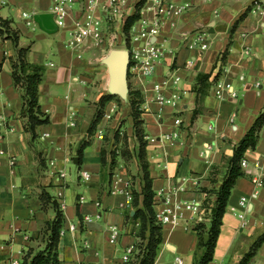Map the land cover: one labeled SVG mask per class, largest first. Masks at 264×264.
<instances>
[{"label": "crops", "instance_id": "0c3cea01", "mask_svg": "<svg viewBox=\"0 0 264 264\" xmlns=\"http://www.w3.org/2000/svg\"><path fill=\"white\" fill-rule=\"evenodd\" d=\"M55 1L0 0V18L10 21L19 48L29 49L28 62L44 68L39 105L49 117V124L36 128L34 137L28 132L22 116L23 90L12 79L16 49L8 34L0 35V264H21L29 250L45 248L47 225L56 217L54 203L63 216V229L76 227L59 236V264H135L136 254L128 263L123 256L141 242L139 221L132 219L142 207V197L134 203V194L142 190L139 141L133 124H118L120 113L104 117L115 100L105 105L90 130L101 98L109 95L108 70L102 64L106 52L95 46L80 52L65 47L83 0L69 5L64 29L57 28L54 36L44 31L35 18L51 14ZM145 1L130 0L127 16L105 24L110 35L122 38L124 23ZM168 1L186 8L175 27L166 24L163 31L171 53L157 65L151 80L128 78L130 88L142 97L144 140H157L145 148L155 213L166 204L159 192L202 203L205 190H218L235 148L264 113V14L254 11L258 0ZM97 16H102L100 6ZM38 28L43 36H36V42L20 38L32 36ZM196 35L204 36L206 50L189 47ZM170 76L179 77L180 83L166 93L177 94L179 102L175 108H163L152 88ZM219 82L230 86L223 99L214 95ZM175 117L181 120L179 128L173 124ZM174 131L176 139H162ZM243 160L247 168L232 189L209 264H240L264 235V125L255 148L247 150ZM83 171L90 174L89 181L81 178ZM116 175L122 192L112 194ZM255 177L262 187L252 182ZM208 196L214 203L216 197ZM243 198L247 203L240 206ZM194 222L193 213L185 211L178 225L163 226L154 264H178L176 259L195 264L203 251L198 249ZM111 228L120 233L116 244L110 243ZM247 264H264V240Z\"/></svg>", "mask_w": 264, "mask_h": 264}, {"label": "built area", "instance_id": "2783aa9c", "mask_svg": "<svg viewBox=\"0 0 264 264\" xmlns=\"http://www.w3.org/2000/svg\"><path fill=\"white\" fill-rule=\"evenodd\" d=\"M76 0H56L51 14L53 15L54 22L59 29L66 27V20L68 18V7ZM149 4V5H148ZM100 6L102 16H97V10ZM130 8V0H106L102 3L99 0H83L80 7L78 17L73 21L69 30L68 39L65 47L73 52H80L86 46H95L98 48H106L118 44L121 46V41L124 43V50L129 53V67L128 75H134L142 80H151L155 76L157 65L160 61L168 56L171 52L165 47L164 29L166 24L170 27H175L178 20L182 17L186 8L184 6L175 4L168 0H146L142 8L135 11L138 13V19L132 24L128 32H124L122 38H114L110 35L107 26L111 21L119 16H127ZM254 11L260 15L264 14V0H258L254 5ZM150 15V16H149ZM152 15V17H151ZM127 21V20H126ZM126 23V22H125ZM124 23V27H125ZM187 40H190L188 38ZM189 47H196L204 51L208 48L203 35H196L194 39L189 42ZM247 54L249 53L246 52ZM180 78L177 76H170L163 78L160 82L153 85L155 92V100L161 107L175 108L179 102L177 94L168 96L167 91H171V85H178ZM230 90V86L224 83H217L214 89V95L218 99H223L224 93ZM114 105L109 112H106L104 117L111 119L115 112ZM175 128L181 126L179 118L173 119ZM73 126L74 124L71 123ZM101 135V134H99ZM48 137L45 134L43 138ZM178 137V132L174 131L170 134L163 136L164 141H172ZM157 140L155 138H147V145H153ZM11 166L15 165V160H11ZM259 166V165H257ZM242 170L247 168V162L242 160ZM81 178L84 181L90 180L88 172H82ZM252 182L259 186H263L260 178L255 177ZM121 178L116 175L112 181L111 193L117 194L122 192L119 188ZM204 201L202 203L184 202L176 199L175 194L166 193L165 191L159 192L158 196H165V208L155 213L156 222L162 227L166 225L176 226L183 217L185 211H190L194 215L195 225L205 223L208 221V214L213 203H206L209 200L207 193H204ZM247 200L241 199L240 206H245ZM90 221L89 217L85 218ZM66 231L75 232L76 227L69 225L66 229H61L59 236H63ZM119 230L117 228L110 229V243L116 244L119 237ZM137 254V250L132 247L127 249L123 256V261L128 263L131 261L132 255ZM178 264L182 261L176 259Z\"/></svg>", "mask_w": 264, "mask_h": 264}, {"label": "trees", "instance_id": "16d2710c", "mask_svg": "<svg viewBox=\"0 0 264 264\" xmlns=\"http://www.w3.org/2000/svg\"><path fill=\"white\" fill-rule=\"evenodd\" d=\"M144 1V0H143ZM140 9V5L137 7ZM138 19V13L130 16L124 27V32H128L132 24ZM8 34L16 49V59L13 62L12 79L14 85L23 90V109L22 116L27 119L26 128L34 137L36 128L42 125L49 124V117L45 114L39 105V85L43 80L44 68L39 65L31 64L27 60L29 49L19 48L18 34L11 30L10 21L0 18V35ZM128 101L131 110V119L135 129V136L139 141V159L142 172V190L140 194H134V203L137 205L138 198L142 197V207L137 209L134 221H139L140 231L139 238L141 242L138 244L137 254L135 256V264H154L157 256V250L163 241V227L156 222L154 211V196L153 182L149 174V166L146 158L147 143L144 140L143 120L140 119L142 97L138 91H134L129 85ZM112 100L119 101L110 95H105L101 98L98 106L99 110L94 121L91 124L90 130L95 128L96 124L102 117V112L105 105ZM264 125V113L255 121L250 130L246 133L241 142L234 150L232 158L228 162V172L221 186L216 191H206L216 197L213 206L208 214V221L199 223L195 226V231L198 237V249L203 251L202 256L196 260L195 264H209L213 260L214 250L222 225V219L229 202L231 192L237 180L244 175L241 168V162L247 150L254 149L258 134ZM210 199L206 203H210ZM212 203V202H211ZM56 211L55 219L47 225L46 229V245L45 248L34 252L29 250L22 259L21 264H59L57 256V244L59 234L63 228V216L59 211L56 203H54ZM264 240V235L255 241L251 251L240 261V264H247L254 256L256 248Z\"/></svg>", "mask_w": 264, "mask_h": 264}, {"label": "water", "instance_id": "95a60500", "mask_svg": "<svg viewBox=\"0 0 264 264\" xmlns=\"http://www.w3.org/2000/svg\"><path fill=\"white\" fill-rule=\"evenodd\" d=\"M35 21L48 33L57 30L52 14H41L35 18ZM102 64L108 70V94L126 102L129 95V53L123 49L110 50L102 59ZM74 162L77 163V159Z\"/></svg>", "mask_w": 264, "mask_h": 264}, {"label": "rangeland", "instance_id": "374dc122", "mask_svg": "<svg viewBox=\"0 0 264 264\" xmlns=\"http://www.w3.org/2000/svg\"><path fill=\"white\" fill-rule=\"evenodd\" d=\"M42 34L43 33H41V30L38 28L37 32L35 34H33L32 36L25 35V36H20V38H22L23 41L29 40L30 42H33V41L36 42L38 40V38H36V36H43ZM54 35H56V32L51 33L50 36H54ZM50 36L47 37V35H46L45 37L50 38ZM30 42H28V43L30 44ZM104 49H105L106 55L109 53L110 50H113V49H123L124 50V43L121 41V46H119L118 44H114L113 46H108ZM118 99H119V101L115 100V103H114L118 107V110H117V112L114 113V115L120 113L121 115L119 117L118 124H120V126L122 128H129L130 127L129 123L133 124V121L130 117L131 110H130L129 101H128V99L126 102L120 98H118ZM116 102H117V104H116ZM140 112H141L140 119L143 120L142 119V110ZM133 128H134V126H133ZM139 128H144V127H143V125H140ZM71 169L74 171L75 167L73 165H71Z\"/></svg>", "mask_w": 264, "mask_h": 264}]
</instances>
